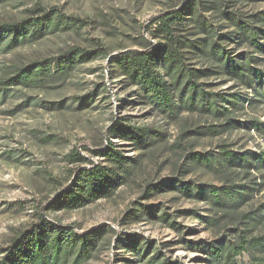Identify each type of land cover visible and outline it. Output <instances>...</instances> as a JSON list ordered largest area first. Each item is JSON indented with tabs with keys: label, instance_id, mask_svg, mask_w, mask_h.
<instances>
[{
	"label": "rangeland",
	"instance_id": "374dc122",
	"mask_svg": "<svg viewBox=\"0 0 264 264\" xmlns=\"http://www.w3.org/2000/svg\"><path fill=\"white\" fill-rule=\"evenodd\" d=\"M190 1L0 0V23L27 18L35 7H58L86 20L79 29L52 33L0 53V81L12 76L16 67L72 47L96 55L79 63L65 81L47 88L0 83V93L9 87L0 96V246L36 223L37 211L54 224L73 225L79 233L104 231L98 249L83 264H152L158 254L177 264H214L207 254L213 244L237 241L239 235L247 239L264 235V165H227L212 158L207 167L194 159L196 153L218 155L226 147L235 153L255 152L264 162V78L262 87L249 89L223 74L210 58L184 48L190 68L217 70L196 79L202 89L198 94L190 90L179 97L170 88L173 101L183 107L173 117L111 62L113 55L162 44V38L153 36L150 20L171 10L186 11ZM224 3L244 20L264 15V0ZM200 13L218 34L228 35L221 43L233 57L254 56L253 67L264 73V52L232 39L236 26L229 18L215 9L201 7ZM253 24L263 31L259 42L264 46V20ZM184 25L179 35L189 40L207 35L193 22ZM193 93L197 102L206 99L205 105L213 110L186 108L183 102H189ZM115 121L130 129L129 138L116 134ZM257 121L259 129L253 126ZM214 128L222 132H211ZM109 143L129 161L123 170L98 156ZM71 152H79L84 160L69 161ZM95 165L123 175L111 196L77 209L51 208L72 182L70 169ZM209 186H232L239 198L216 203ZM129 238L146 242L148 249L137 253L124 247L121 239ZM253 256L264 258V245L243 250L235 257L236 264H256Z\"/></svg>",
	"mask_w": 264,
	"mask_h": 264
},
{
	"label": "trees",
	"instance_id": "16d2710c",
	"mask_svg": "<svg viewBox=\"0 0 264 264\" xmlns=\"http://www.w3.org/2000/svg\"><path fill=\"white\" fill-rule=\"evenodd\" d=\"M200 2L201 0L197 2L191 0L186 11L183 8L171 10L160 13L150 20L149 27L153 26V36L163 40V43L156 45L154 49H135L111 57V62L122 75H126L132 84L151 94L159 102L163 111L173 117L177 116L183 107L173 101L171 87L179 97L183 95L186 97L190 90L197 93L202 89L196 79L216 72L217 69L230 78L239 80L249 89L261 86L262 78H264V73L257 67H253L254 56L244 54L242 59L233 57L221 43L222 39L228 35L218 34L200 12L201 7L205 10L215 9L221 12L222 16L229 18L236 26L232 39H238L237 42L247 44L255 52H264V46L259 42L263 31L253 23L263 21L264 15L255 14L253 21L244 20L229 12L224 0H207L204 4ZM185 12L190 17H186ZM185 22H193L207 35L196 41L180 36L179 32L185 26ZM85 24V19L68 15L58 7L48 9L35 7L31 10V16L27 18L0 23V53L35 43L52 33L79 29ZM184 48H193L210 58L216 63L217 69L190 68L185 61ZM102 50L103 54L109 55L105 49ZM95 56L83 48L72 47L58 56L31 61L22 67H16L14 74L0 83L32 89L47 88L59 81H65L79 63ZM162 73L168 77V81L162 79ZM8 89L9 87H4L0 96H4ZM194 93L188 96L191 102L184 100L183 104L186 108L201 111L213 110V107L205 105L206 99L197 102ZM78 99L82 98L78 97ZM224 110L226 111L227 108ZM214 111L218 112L217 106H214ZM115 122L113 129L117 132L116 134H119L121 138H129L130 129L118 121ZM229 122L230 120L226 123L229 124ZM253 126L259 129L261 122H254ZM211 132L218 134L222 132V129L214 128ZM111 144L109 143L106 148L99 151L98 156L110 160L115 165V169L123 170L129 161L110 146ZM195 155L194 159L207 167L212 166V158H218V161L227 165L240 164L252 168L264 165L261 157L255 152L235 153L226 147L220 149L218 155L210 152ZM67 159L77 162L84 160V157L79 152H71L67 155ZM70 176L72 182L63 188L51 208L77 209L97 199L109 197L124 178L114 170L100 165L90 168L75 167L70 169ZM209 194L216 203L236 202L239 198L237 195L239 191H235L232 186L222 188L209 186ZM36 216L38 218L36 223H32L27 229L15 235L6 246H0V264H83L92 258L93 252L98 249L104 236V231L99 228L79 233L73 225L52 223L40 211L36 212ZM251 219L261 221L257 217H251ZM121 240L124 247L130 246L137 253H142L144 248L148 249L147 243L140 242L137 238ZM260 245H264V235L250 239L239 235L237 241L228 240L227 243L213 244L207 254L214 264H236L235 257L243 250H248L249 247L257 248ZM161 257V254L153 257L152 264H177L163 260ZM253 258L257 261L256 264H264V258L254 256Z\"/></svg>",
	"mask_w": 264,
	"mask_h": 264
}]
</instances>
